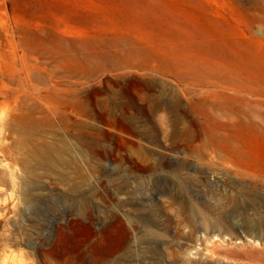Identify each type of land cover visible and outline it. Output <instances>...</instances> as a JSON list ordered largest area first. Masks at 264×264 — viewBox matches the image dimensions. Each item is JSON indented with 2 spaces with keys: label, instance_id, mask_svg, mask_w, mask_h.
<instances>
[{
  "label": "rangeland",
  "instance_id": "rangeland-1",
  "mask_svg": "<svg viewBox=\"0 0 264 264\" xmlns=\"http://www.w3.org/2000/svg\"><path fill=\"white\" fill-rule=\"evenodd\" d=\"M249 219L264 0H0V264H235Z\"/></svg>",
  "mask_w": 264,
  "mask_h": 264
},
{
  "label": "bare ground",
  "instance_id": "bare-ground-1",
  "mask_svg": "<svg viewBox=\"0 0 264 264\" xmlns=\"http://www.w3.org/2000/svg\"><path fill=\"white\" fill-rule=\"evenodd\" d=\"M235 150L238 152H241L242 148L236 144ZM46 157L45 158L43 157L44 158L43 162H45L44 160H46V161L49 160V157L48 156H46ZM57 161L58 162L62 161L60 156H57ZM32 198H33L32 196H28L27 200L30 201ZM213 222H210L213 224L209 223L210 227H208L207 225H206V227H208L207 231L209 230V228L211 229V231H213V233L218 231L217 233L220 237V239L217 238L218 240H216V241L213 240L214 242L213 243L211 242L212 243L211 244L212 246H210L211 248L208 249V251L209 250L212 251L211 253L213 255H216L215 257H218V258L222 257L226 260L232 261L235 264H240L241 262L264 264V243L259 244L260 241H259V243H256V239H259L261 241L264 240V236H262L263 233L260 232L261 226L264 225V222H262L261 219H255V220L249 219L246 221L245 226L247 228V231L245 234H248V236L246 238H244V240L242 242H241L242 239L240 238L242 236H240V237L235 236L234 237V235L228 234L229 232L228 231L226 232L225 229H224L225 234H224V232L221 231V230H223L222 227L224 226V225H222V220H216ZM224 224L226 225V222ZM206 227H204V229ZM228 230H230V229H228ZM233 232H234V228H233ZM218 235H217V237H218ZM220 235H222V236H220ZM225 235H227L228 237L226 238ZM235 235H237V233ZM238 238H239V240L241 239L240 242H238ZM234 240H236V241H234ZM206 250H207V248H206Z\"/></svg>",
  "mask_w": 264,
  "mask_h": 264
}]
</instances>
